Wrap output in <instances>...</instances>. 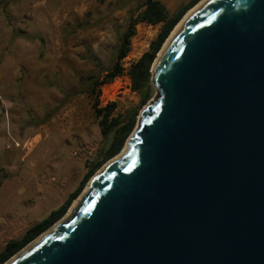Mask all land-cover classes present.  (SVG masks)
<instances>
[{"label": "water", "instance_id": "water-1", "mask_svg": "<svg viewBox=\"0 0 264 264\" xmlns=\"http://www.w3.org/2000/svg\"><path fill=\"white\" fill-rule=\"evenodd\" d=\"M154 63L125 154L10 264H264V0H207Z\"/></svg>", "mask_w": 264, "mask_h": 264}, {"label": "rangeland", "instance_id": "rangeland-1", "mask_svg": "<svg viewBox=\"0 0 264 264\" xmlns=\"http://www.w3.org/2000/svg\"><path fill=\"white\" fill-rule=\"evenodd\" d=\"M142 2L0 0V252L63 205L112 141L113 133L101 132L95 99L83 82L90 76L103 79L115 59L116 27H123ZM160 29L139 24L131 61L124 63L137 61ZM125 83L104 87L113 93L108 103H117L116 114L140 103ZM156 97L155 92L140 110L133 132L141 111ZM102 100V106L108 104ZM10 137L21 144L34 139L25 150H6ZM125 149L126 143L119 154Z\"/></svg>", "mask_w": 264, "mask_h": 264}, {"label": "trees", "instance_id": "trees-1", "mask_svg": "<svg viewBox=\"0 0 264 264\" xmlns=\"http://www.w3.org/2000/svg\"><path fill=\"white\" fill-rule=\"evenodd\" d=\"M201 0H191L183 6L177 14L169 16L164 6L157 0H143L139 5L141 11L132 14L123 27L116 28L117 46L115 59L112 66L105 72L102 80L90 76L83 82L84 91L95 99L93 110L96 120L101 128L103 136L113 133L112 141L104 149L102 158L89 169L77 189L70 194L65 203L53 210L45 219L30 227L19 239H10L0 252V264L6 263L15 254L38 238L42 233L50 229L68 212L71 204L82 193L83 189L93 175L110 159L115 157L123 149L127 139L133 132L140 110L151 100L156 90L152 84V65L163 44L184 17ZM140 23L161 25L156 39L150 43L149 49L128 70L123 66V61L129 55L132 48V39L136 35L137 26ZM127 72L133 92L140 96L139 105L126 114H116L117 103L110 102L105 106L100 103L101 88L114 82Z\"/></svg>", "mask_w": 264, "mask_h": 264}, {"label": "bare ground", "instance_id": "bare-ground-1", "mask_svg": "<svg viewBox=\"0 0 264 264\" xmlns=\"http://www.w3.org/2000/svg\"><path fill=\"white\" fill-rule=\"evenodd\" d=\"M207 0H201L196 6H194L191 10H189L185 15H184V17L180 20V22L178 23V25L174 28V30L171 32V34L169 35V37L167 38V40L165 41V43H164V45H163V47H162V49H161V51L159 52V54H158V56H157V58H156V60H155V63H154V65H155V67L157 66V64H158V61H159V59H160V57H161V55H162V53H163V51L165 50V48H166V46H167V44L169 43V41H170V39L172 38V36L174 35V33L176 32V30L178 29V27L182 24V22L188 17V15L190 14V13H192L194 10H196L199 6H201L203 3H205ZM125 152H126V149L124 150V152L123 153H121V154H119V155H116L114 158H112L110 161H109V163H107L106 164V166H108V164H110L111 162H113V161H115V160H117V159H119L120 157H122L124 154H125ZM106 166H104V168L106 167ZM104 168H102L97 174H96V176L104 169ZM96 176H94V178L96 177ZM93 178V179H94ZM93 181V180H92ZM91 181V182H92ZM90 182V183H91ZM90 185V184H89ZM88 185V186H89ZM88 186H87V188H88ZM87 188L85 189V191L87 190ZM85 191H84V193H85ZM83 193V194H84ZM82 197V196H81ZM80 197V198H81ZM79 200V199H78ZM78 200H76V202H74V204H73V206L70 208V210H69V213L71 212V210L73 209V207H74V205L77 203V201ZM69 213L66 215V216H68L69 215ZM62 221V220H61ZM60 221V222H61ZM60 222H58L57 224H55V226L53 227H51L50 229H48L46 232H44L41 236H39L38 238H36L34 241H32V243L27 247V248H25V249H23L22 251H20L18 254H15L7 263H5V264H10V263H12L14 260H16L18 257H20L21 255H23L30 247H32L36 242H38L41 238H43L46 234H48L52 229H54Z\"/></svg>", "mask_w": 264, "mask_h": 264}, {"label": "built area", "instance_id": "built-area-1", "mask_svg": "<svg viewBox=\"0 0 264 264\" xmlns=\"http://www.w3.org/2000/svg\"><path fill=\"white\" fill-rule=\"evenodd\" d=\"M130 54V53H129ZM128 61H131V59L129 58V55L125 58V60L123 61V66L126 70L129 69V67L131 66L132 63H129L126 64L124 62H128ZM124 80L126 83H125V86H126V89L129 91L130 89H132V84H131V80L127 74V72L125 73V75H123L122 77H119L117 78L114 82L116 83V81H122ZM112 82V83H114ZM110 83V84H112ZM108 85V84H106ZM106 85H104L101 90H103V94L100 96V99L104 102V103H108L110 100H112V96H113V93H110L108 94L107 93V90L104 89V87H106ZM34 139V138H33ZM32 139V140H33ZM32 140H29L27 142H25L24 144H21L19 141H17L16 139H14L13 137H10L8 142L5 143L4 145V148L6 150H11V149H23L25 150L27 148L28 145H31L32 143Z\"/></svg>", "mask_w": 264, "mask_h": 264}, {"label": "crops", "instance_id": "crops-1", "mask_svg": "<svg viewBox=\"0 0 264 264\" xmlns=\"http://www.w3.org/2000/svg\"><path fill=\"white\" fill-rule=\"evenodd\" d=\"M157 1H159L164 6L169 16H174L175 14L178 13V11L183 6L187 5L191 0H157ZM138 11H141V10H138ZM140 24L147 25V26H154L148 23H140Z\"/></svg>", "mask_w": 264, "mask_h": 264}]
</instances>
